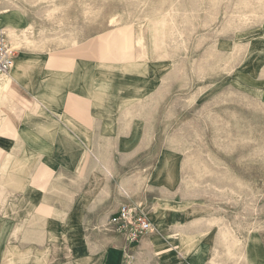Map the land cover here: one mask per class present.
Segmentation results:
<instances>
[{"label":"crops","instance_id":"crops-1","mask_svg":"<svg viewBox=\"0 0 264 264\" xmlns=\"http://www.w3.org/2000/svg\"><path fill=\"white\" fill-rule=\"evenodd\" d=\"M258 44L238 72L264 100V75H257L264 73V42ZM41 49H16L14 66L0 74V264H125V238L105 229L95 234L89 219L106 222L111 203L119 209L127 196L153 211L162 235H151L160 245V264H239L241 254L242 264H264V226L241 243L237 235L221 240L225 230L215 219L177 198L174 160L158 159L153 167L136 161L148 151L139 124L147 118L92 95L99 43L86 38ZM148 168L151 193L138 197L128 183ZM186 247L201 255L186 254Z\"/></svg>","mask_w":264,"mask_h":264},{"label":"rangeland","instance_id":"rangeland-1","mask_svg":"<svg viewBox=\"0 0 264 264\" xmlns=\"http://www.w3.org/2000/svg\"><path fill=\"white\" fill-rule=\"evenodd\" d=\"M6 9L24 15L28 34L42 51L86 38L101 49L108 35L118 43L119 33L136 37L146 27L148 69L141 70L144 75L129 73L126 81L132 85L123 91L134 98L125 111L147 118L139 124L148 151L136 161L152 166L158 159L174 160L177 198L190 200L199 216L215 219L218 229L226 231L221 240L222 235L225 241L237 235L241 243L264 226V100L250 93L248 75L238 72L254 45L264 42V0H0V11ZM167 16L170 25L165 24ZM151 24L162 30L150 32ZM142 57L138 45L116 50L121 62ZM149 172L144 169L128 183L139 190L138 197L151 193ZM125 201L140 204L154 224L148 203L128 196ZM110 209V216L118 210L113 202ZM100 218L89 219L95 234L108 227L109 217L106 222ZM156 232L135 243L125 239V264L163 262L159 243L152 242L151 235L162 236ZM178 238L184 242L183 234ZM186 248L191 253L193 248Z\"/></svg>","mask_w":264,"mask_h":264},{"label":"bare ground","instance_id":"bare-ground-1","mask_svg":"<svg viewBox=\"0 0 264 264\" xmlns=\"http://www.w3.org/2000/svg\"><path fill=\"white\" fill-rule=\"evenodd\" d=\"M168 18L169 17L167 16V19L165 20V24L166 25H170V21H169ZM112 22L113 23L116 22V19H114ZM25 24H26V19H25L24 15L21 12H19V11L11 12L10 10H7V9L0 11V26H2L3 28L4 27L7 28V32H8L9 38L14 41V42H12V44L14 45V48L20 47L23 44H25L29 48L38 47L37 41L33 37H31L30 34H28V32H29L28 30L30 28V25L26 27ZM145 28H142V26H141V28L139 30V34L136 37H134L129 31H127L126 33H119L118 37H117L118 43L115 42V40L113 38L114 35H112V34L108 35L107 37H105V39L102 42V46H101L102 60H101V62H99L98 64L95 65V80H94V86H93V89H92V92H91L92 95L96 98V100H101V101L108 100V102H110L112 104H116L117 103L118 108L126 107V106L132 104V102L134 101V98H129V97L122 96V92L128 86L131 87V85H132L131 83H129V85L125 84L126 76L129 73L138 72L139 71V73H140L139 75H144L145 73H141V70L144 71V70L148 69V68H144V66H146L145 62L148 61L147 60L148 59L147 58L148 57V48H147V43H146V40H145L146 38H145V35H144V33L146 31ZM149 28H150V32H153V33H156V32H159V31L162 30L161 27H156V26H153L152 24H151V26ZM73 44H76V41ZM134 45H138V46L142 47V50H143V57L142 58L134 60V61H125V62H121V61L116 59V50H117V48H120V49H122L124 51H129ZM137 53H138V51H137ZM5 75L6 74H4L3 76H5ZM2 82H4V78H3ZM137 86L138 85L133 86V87L137 88ZM2 92H3V90H2ZM40 101H42V100H40ZM52 118H54V117H52ZM60 120H62V119H60ZM110 124H112V123H110ZM110 130H112V129H110ZM73 136H75V135H73ZM67 143H69V142H67ZM22 146H23V144H22ZM4 161H6V158H5ZM10 162H11V160H10ZM6 168H8V167H6ZM21 177H23V176H21ZM20 181H21V179H20ZM19 182H18V184H19ZM20 185H22V184H20ZM12 186H13V184H12ZM14 186H17V185L14 184ZM152 241H155V239L152 238ZM191 253H193L194 256L201 255V251H199V249L192 250ZM197 263H199V262L197 261Z\"/></svg>","mask_w":264,"mask_h":264},{"label":"built area","instance_id":"built-area-1","mask_svg":"<svg viewBox=\"0 0 264 264\" xmlns=\"http://www.w3.org/2000/svg\"><path fill=\"white\" fill-rule=\"evenodd\" d=\"M16 49L9 41L8 32L0 26V74H7L14 66ZM107 230L122 235L130 243L155 231V226L140 204L122 203L117 212L109 217Z\"/></svg>","mask_w":264,"mask_h":264}]
</instances>
